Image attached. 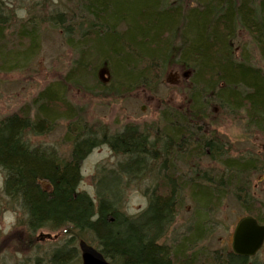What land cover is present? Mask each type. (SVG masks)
Masks as SVG:
<instances>
[{
	"label": "trees",
	"instance_id": "trees-1",
	"mask_svg": "<svg viewBox=\"0 0 264 264\" xmlns=\"http://www.w3.org/2000/svg\"><path fill=\"white\" fill-rule=\"evenodd\" d=\"M77 1L78 16L72 10L53 14V28L64 30L66 45L78 56L63 82L68 79L75 84V75L83 78L98 75L104 83L99 72L105 68V74L115 75L119 82L144 86L148 75H162L177 64L190 75L193 92L188 95L190 104L182 114L163 116L162 165L169 172L160 179L151 196L152 207L133 219L121 215L112 204L102 201L94 205L87 195L78 191L81 177L75 160L71 163L62 160L55 166L44 160L41 170L32 172L27 164L34 155L21 150L22 157L14 158L13 140L18 142L21 132L19 121L5 122L0 127V162L19 176V180L13 178L10 186L26 198L32 221L45 223L44 228L51 231L63 230L88 244L92 239L96 244L92 246L113 264H246L244 259L225 257V254L224 261H215L213 256L198 249L202 239L199 228L203 227L200 221L210 211L214 212L213 202L229 195L245 214L264 222V203L251 196L252 178L264 175V171L260 172L264 170V154L243 155L233 160L228 157L222 162L225 146L220 144L218 135L212 131L203 138L202 133L195 131V125L204 121L206 109L215 102L231 116L244 112L245 125L264 133V0ZM35 20L32 17L19 26L17 38L28 44L16 46L21 48L17 53L19 59L4 53L0 33V71L21 69V57H29L38 48ZM239 31L246 33L256 46L262 67L252 64L244 53L236 56L233 41ZM107 78L110 80V76ZM101 85L99 95L118 96L117 89ZM51 92L48 85L30 100L28 108L37 114L44 112ZM82 113L76 107L72 121L81 122L78 117ZM173 120H179L180 125L175 126ZM148 134L129 125L116 136L104 139L114 153L126 156L122 171L147 167V149H154L156 141L148 144ZM153 154L156 155L153 151L151 158L158 160ZM169 156L185 158L190 164L207 158L223 171L211 169L197 177V184L190 183L192 200L196 205L195 196L199 208L191 217L187 231L171 246L165 244L163 234L168 224H173L172 215L182 209L184 182ZM170 171L177 172V178ZM35 177L47 186V192H41L34 184ZM22 231L24 237L20 243L30 250L35 236L27 228ZM63 260L53 254L49 262L63 264Z\"/></svg>",
	"mask_w": 264,
	"mask_h": 264
},
{
	"label": "rangeland",
	"instance_id": "rangeland-1",
	"mask_svg": "<svg viewBox=\"0 0 264 264\" xmlns=\"http://www.w3.org/2000/svg\"><path fill=\"white\" fill-rule=\"evenodd\" d=\"M67 10L74 11L78 16V1L0 0V33L3 36L1 43H4V53L19 59L20 55L17 53L21 48L17 47L19 44L28 45L26 40L17 38L19 26L32 17H35L38 24V48L32 50L29 57H21L23 59L19 64L22 68L12 72L0 71V127L13 119L19 121L21 132L18 142L13 140V154L16 157H12H22L21 150L34 155L32 159H28L27 164L32 172H37L44 160L53 166L62 160L69 163L75 160L81 177L77 185L78 191L87 195L94 205L103 201L112 204L121 215L130 219L138 218L152 207L151 196L160 179L169 172L162 165L164 142L161 137L165 132L163 116L182 114L185 111L190 104L188 95L193 92V82L190 75H186L177 64L171 65L162 75H148L143 82L144 86L119 82L110 72L106 75L105 68L97 71L104 83L99 81L98 75L88 77L85 74L86 78L75 75V84L68 79L63 82L62 79L74 67L78 56L66 45L64 30L53 28L55 25L52 22L55 12L59 14ZM233 47L237 57L244 53L251 59L252 64L262 67L257 48L246 33H237ZM101 84L105 88L117 89L118 96L115 93L99 95ZM48 85L52 87L48 107L37 114L28 108V103ZM213 103L206 109L204 121L196 122L195 131L202 133L203 138L208 137L212 131L218 135L220 144L225 146L226 156L222 162L243 155L264 154V133L245 125L244 112L231 116ZM76 107L83 112L78 117L82 119L78 123L72 121ZM172 122L175 126L180 125L179 120ZM129 125L140 131H148V144L156 141L154 149H147V167L122 171L126 156L114 153L104 143V139L116 136ZM15 132L18 133L19 129ZM5 142L8 143L6 140ZM153 151L158 160L151 158ZM169 157L175 168L179 169L178 176L184 182L182 209L173 218V224H168V231L163 234L165 244L171 246L177 237L187 231L192 224L191 217L199 208L195 196L196 205L192 200L193 187L189 186L190 183L197 184V177L211 169L219 173L223 171L207 158L190 164L185 158ZM170 173H174L173 177L177 178V172ZM18 177L0 162V264H51L49 261L53 254L61 256L64 259L63 264H81L77 239L63 230L51 231L44 228L45 223L36 224L32 221L26 198L22 192L13 190L10 186L13 178ZM34 179L39 190L46 191L47 186L45 188L41 180L36 177ZM251 183L252 187L256 184L251 196L264 203V175L261 173L254 176ZM213 203L214 212L210 211L202 221L198 219L207 230V235L199 243L198 249H202L209 257L223 260L225 252L222 250L229 248V237L234 224L245 211L229 195ZM21 228H27L35 236L30 250H25L20 243L24 237L23 231L20 232ZM90 244L96 245L92 239ZM252 263L264 264V247L255 258L247 261V264Z\"/></svg>",
	"mask_w": 264,
	"mask_h": 264
},
{
	"label": "water",
	"instance_id": "water-1",
	"mask_svg": "<svg viewBox=\"0 0 264 264\" xmlns=\"http://www.w3.org/2000/svg\"><path fill=\"white\" fill-rule=\"evenodd\" d=\"M264 241V225H259L252 217H244L236 224L232 235V251L238 256H254ZM82 264H111L102 254L79 242Z\"/></svg>",
	"mask_w": 264,
	"mask_h": 264
},
{
	"label": "flooded vegetation",
	"instance_id": "flooded-vegetation-1",
	"mask_svg": "<svg viewBox=\"0 0 264 264\" xmlns=\"http://www.w3.org/2000/svg\"><path fill=\"white\" fill-rule=\"evenodd\" d=\"M255 186H256V185H255ZM254 188H255V187H254ZM256 220H257V219H256ZM259 224H261V223L259 222ZM232 234H233V231L231 232L230 237H229V248H227V249H223V250H222V252H225V253H224V254H225V257H227V256H229V255H232V256H234V257L244 259L245 263L247 264V261H248V260H251V259H253V258H255V257L261 252V250H262L263 247H264V243H263V245L260 247V249L256 252V254H255L254 256H238V255L234 254L233 251H232V247H231V245H232ZM220 253H221V252H220ZM213 258H214V257H213ZM214 259H215V261L220 260V261L222 262L221 259H217V258H214ZM223 261H224V259H223ZM252 264H256V263H252Z\"/></svg>",
	"mask_w": 264,
	"mask_h": 264
},
{
	"label": "bare ground",
	"instance_id": "bare-ground-1",
	"mask_svg": "<svg viewBox=\"0 0 264 264\" xmlns=\"http://www.w3.org/2000/svg\"><path fill=\"white\" fill-rule=\"evenodd\" d=\"M2 122V121H1ZM1 124V123H0ZM5 124V123H4ZM28 152V151H27ZM31 154V153H30ZM10 171V170H9ZM178 215V214H177ZM176 217V215H172V222H173V218ZM259 225H264V222L259 224ZM201 230V233H202V239L205 238V236L207 235V230L204 229V227H200L199 228ZM168 230L166 229L165 232H167ZM181 236L177 237L175 240H178ZM201 239V240H202Z\"/></svg>",
	"mask_w": 264,
	"mask_h": 264
},
{
	"label": "clouds",
	"instance_id": "clouds-1",
	"mask_svg": "<svg viewBox=\"0 0 264 264\" xmlns=\"http://www.w3.org/2000/svg\"><path fill=\"white\" fill-rule=\"evenodd\" d=\"M177 102H179V97H177Z\"/></svg>",
	"mask_w": 264,
	"mask_h": 264
}]
</instances>
